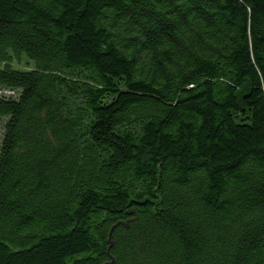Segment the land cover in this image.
Segmentation results:
<instances>
[{"label": "trees", "instance_id": "trees-1", "mask_svg": "<svg viewBox=\"0 0 264 264\" xmlns=\"http://www.w3.org/2000/svg\"><path fill=\"white\" fill-rule=\"evenodd\" d=\"M0 264H264V0H0Z\"/></svg>", "mask_w": 264, "mask_h": 264}, {"label": "rangeland", "instance_id": "rangeland-1", "mask_svg": "<svg viewBox=\"0 0 264 264\" xmlns=\"http://www.w3.org/2000/svg\"><path fill=\"white\" fill-rule=\"evenodd\" d=\"M15 66H16V67H19V68H25L24 63H23V64H17V65L15 64Z\"/></svg>", "mask_w": 264, "mask_h": 264}, {"label": "water", "instance_id": "water-1", "mask_svg": "<svg viewBox=\"0 0 264 264\" xmlns=\"http://www.w3.org/2000/svg\"><path fill=\"white\" fill-rule=\"evenodd\" d=\"M113 231V230H112ZM112 231H111V233H112Z\"/></svg>", "mask_w": 264, "mask_h": 264}]
</instances>
